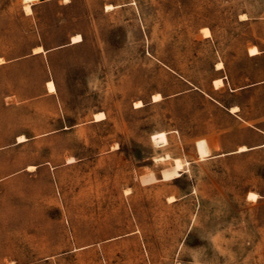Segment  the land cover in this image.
<instances>
[{
	"label": "rangeland",
	"instance_id": "obj_1",
	"mask_svg": "<svg viewBox=\"0 0 264 264\" xmlns=\"http://www.w3.org/2000/svg\"><path fill=\"white\" fill-rule=\"evenodd\" d=\"M0 57V264H264V84L212 86L264 81V0H0Z\"/></svg>",
	"mask_w": 264,
	"mask_h": 264
},
{
	"label": "bare ground",
	"instance_id": "obj_2",
	"mask_svg": "<svg viewBox=\"0 0 264 264\" xmlns=\"http://www.w3.org/2000/svg\"><path fill=\"white\" fill-rule=\"evenodd\" d=\"M63 1L67 3L69 0H63ZM24 6H25V9H26L27 13L30 14V13L33 12L32 5L26 4ZM205 30H206V33L209 34V30L208 29H205ZM71 40H72V43H79V42L83 41L82 40V36L79 33L74 34L71 37ZM42 51H44L42 46H37V47L34 48V52L35 53L42 52ZM248 52L251 55L260 54L259 49L255 45L251 46L248 49ZM4 61L5 60H3L2 57H0V63H3ZM223 67H224L223 62H218L217 65H216V68H218V69H222ZM223 83H224L223 79H221V78L214 80L215 87H220L221 85H223ZM47 87H48V91L50 93L55 92L56 91V84H55L54 80H49L47 82ZM160 98H161V93L154 95V100L155 101L160 100ZM8 99L9 98H7V100ZM12 101H13V99H12ZM141 106H142V102L141 101H136V106L135 107H141ZM231 110L232 111H236L237 107L234 106V107H232ZM105 119H106V114L104 112H97L94 115V121H102V120H105ZM19 138H20L19 141L27 140V138L24 135L19 136ZM196 144L198 145V150H199V154H200L201 157H205V156H208L210 154L209 145L206 143V141L204 139L198 140ZM248 150H250V149L247 146L243 145V146L239 147L237 152H245V151H248ZM182 168H183V163L179 159H176L174 168L172 170H170V171H165L163 178H165V179H175V178L179 177ZM151 175H152V173H151ZM248 197H249V199H253V200H257L259 198L258 194L256 192H253V191H251L248 194Z\"/></svg>",
	"mask_w": 264,
	"mask_h": 264
},
{
	"label": "crops",
	"instance_id": "obj_3",
	"mask_svg": "<svg viewBox=\"0 0 264 264\" xmlns=\"http://www.w3.org/2000/svg\"><path fill=\"white\" fill-rule=\"evenodd\" d=\"M249 55L251 56V57H255V56H259V55H261V53L260 54H257V55H251L250 53H249ZM218 63V62H217ZM216 63V64H217ZM223 70V68L222 69H218V68H216V65H215V68H214V71L215 72H217V76H215L214 78H213V80H212V86H214V80L215 79H219V78H221V79H223V85H221L222 87H225L226 86V84L228 83V85H229V89L233 92V93H235L236 95H238V94H243V93H249V91H252L253 90V87H255L256 85H261V84H264V81H257V82H254L253 80H251L250 82H248V83H246V84H241V85H235V86H232L231 85V83H230V81H226L227 80V77H225L224 76V74L221 72ZM246 79H248V78H246ZM215 87L214 86V88L215 89H220V88H222V87ZM237 107V110L236 111H232L231 109H232V107ZM242 111V107L240 106V104L238 103V104H234V105H231V107H230V112H232V114L234 115V117L235 118H237L238 120H241V121H243L244 123H245V125H247L248 127H250V126H252V127H255L254 125H252L251 123H250V120L248 121L247 119H245L241 114H240V112ZM260 130V129H259ZM261 132H262V134L264 135V129H262V130H260ZM207 141V140H206ZM243 143V142H242ZM207 144H208V142H207ZM245 145V144H244ZM243 146V145H242ZM245 146H247V145H245ZM260 146H264V144H262V145H256L255 147H260ZM209 147H210V155L212 154V147L210 146V144H209ZM239 149V148H238ZM238 149L237 150H233V151H238ZM232 151V152H233ZM232 152H225V154L224 153H220V154H217V156H223V155H228V154H230V153H232ZM199 154V153H198ZM209 155V156H210Z\"/></svg>",
	"mask_w": 264,
	"mask_h": 264
},
{
	"label": "trees",
	"instance_id": "obj_4",
	"mask_svg": "<svg viewBox=\"0 0 264 264\" xmlns=\"http://www.w3.org/2000/svg\"><path fill=\"white\" fill-rule=\"evenodd\" d=\"M38 46H42V47H44V48H46V44H44V43H42V42H39L38 43ZM45 51H48V49H46ZM45 51H42V52H39V53H32L31 52V50L26 46V47H24V49H23V54H21L20 56H18L17 58L18 59H28V58H34L35 56H37L38 54H42L43 52H45ZM54 81H55V84H57L56 83V80L54 79Z\"/></svg>",
	"mask_w": 264,
	"mask_h": 264
},
{
	"label": "water",
	"instance_id": "obj_5",
	"mask_svg": "<svg viewBox=\"0 0 264 264\" xmlns=\"http://www.w3.org/2000/svg\"><path fill=\"white\" fill-rule=\"evenodd\" d=\"M40 1H44V0H40ZM45 51V50H44Z\"/></svg>",
	"mask_w": 264,
	"mask_h": 264
}]
</instances>
